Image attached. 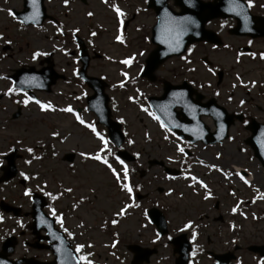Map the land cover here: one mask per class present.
<instances>
[{
  "label": "rangeland",
  "instance_id": "374dc122",
  "mask_svg": "<svg viewBox=\"0 0 264 264\" xmlns=\"http://www.w3.org/2000/svg\"><path fill=\"white\" fill-rule=\"evenodd\" d=\"M46 5L48 12L57 15L60 19L58 25L49 23V31L36 27L25 28L17 19L11 17L9 14L11 8L22 9V0H0V90H7L10 85L3 79L4 74L9 73L10 69L22 63L38 64L37 61L42 55L33 59V55L37 52L44 54L50 50L56 51L55 61L58 66L60 64V71L67 74V80L71 79L79 66L76 58L69 55L72 46L69 35H62V31L70 34L76 28L82 36L89 39L87 40L91 49L105 54V57L93 59L89 72L95 76L106 77L110 84L108 93L112 100L113 116L123 121L126 125L125 130L130 136L129 141H132V143L127 141L126 145L130 150L142 153L140 164L141 168L147 169V173L143 179L136 176L137 180L143 181L144 190L150 193L144 206L147 208L158 205L165 208L169 226L174 233L182 230L181 227L189 226L193 221L204 222V226L199 228L192 226L202 233L201 240L204 243L209 238L213 241L216 239L215 243L219 251L231 248L237 243L241 245L238 252L242 264H264V259L257 258L247 249L251 244L264 243V195L259 193L264 189V168L254 157L252 149L245 144L244 140L249 132L242 124L236 123L231 128L230 137L221 145L194 146L195 163L183 176L169 177L159 166H154L150 170L147 168L148 158L166 161V157L172 156L174 150L170 145L171 142L166 141L171 138L161 127L160 121L149 115V113L155 114L146 104L145 99L149 94H161L162 83L147 84V80L136 78L142 69L141 59L143 61L152 49L144 35L151 31L155 23L154 14L146 10L144 0H107V2L87 0L86 4L80 0H68L67 4L64 0H46ZM114 7H119L124 15L118 17ZM135 9L136 11L140 9L141 13L136 12V20L132 21L124 31L120 21L125 15L131 17ZM88 13L92 15L89 16ZM121 33L124 38L123 44L116 40V36ZM226 41L229 42L227 39ZM6 43L11 45V50L4 52L2 47ZM253 44L257 51L252 55L237 54L236 49L203 50L195 47L191 55L169 60L159 69L157 76L160 80L169 79L175 83L183 79L195 80L197 88L206 96H215L230 110L234 108L237 98L248 91L252 93L248 96L264 107V59L260 58L264 53V38L254 40ZM145 49L148 51H144ZM129 58L132 60L130 65L121 63ZM217 66L226 70L220 86L216 85ZM209 68L214 69V72H209ZM180 71H183V76L180 75ZM125 73L127 76L124 75ZM177 73L179 75H176ZM134 79L136 82H132ZM56 86V92L52 96L39 94L40 103L52 104L51 109L42 110L39 104L29 102L18 120H12L11 114L16 110L15 103L22 99L21 96H17L14 103L11 97L0 103V164L3 155L11 150V145H17L27 157L19 161L22 169L32 173L37 172L31 182L32 188L58 190L61 183L65 182L75 185L76 199L80 198L82 193L90 192L91 199L86 195L83 196L86 197L87 202L91 201V205L85 204L74 210L69 215V221L71 225L80 226L77 234L82 230L87 231L85 237L87 235L91 237L101 249L104 247V241L98 238L102 234L97 224L104 222L107 218L106 214L118 212L122 200L128 199L129 194L117 188L114 175L112 179L106 170L107 167L93 160L83 162L84 160L79 157L76 166L71 169L68 163L61 159L65 152L93 151L98 147L97 142L100 138L87 127L74 123L70 115L60 110L62 106L59 101L61 103L65 101L60 100L57 92L62 90L65 95L66 91L80 92L84 91V88L72 81L70 83L61 81ZM261 109L255 107L251 112L264 122V108ZM83 118L87 123L92 124L87 116ZM205 120L213 127L211 118ZM54 133L57 135H53ZM43 145H46L50 154L45 159H36L27 164L29 155L26 149L33 146L39 148ZM178 158H180L179 153ZM112 167L115 171L119 170L115 165ZM233 167H237V170ZM225 169L231 172L229 174L222 172ZM236 173L247 177L254 176L255 181L245 184ZM191 175L197 180H202L207 188L190 179ZM159 186L164 189L161 194L157 192ZM0 197L12 203L27 202V198L23 196V187L18 181L2 187ZM62 201L58 203L64 204V200ZM233 209H236L237 213L234 214ZM220 216L224 217L223 221L214 220V217ZM142 223H145V226H142ZM118 230L131 239L137 237L140 232L139 235L144 237L145 243L154 241V228L142 214L138 216L135 213L123 220L118 225ZM101 239L105 238L101 237ZM160 242L161 257L155 258L151 264H156V259L169 256L165 240ZM213 246L214 244H211V248ZM107 257L113 259L114 263L111 260H99L97 263L120 264L111 255H103L104 259ZM198 262L212 264V260L208 258ZM165 264H168V261H165Z\"/></svg>",
  "mask_w": 264,
  "mask_h": 264
},
{
  "label": "water",
  "instance_id": "95a60500",
  "mask_svg": "<svg viewBox=\"0 0 264 264\" xmlns=\"http://www.w3.org/2000/svg\"><path fill=\"white\" fill-rule=\"evenodd\" d=\"M39 1L40 0H37V4L33 6L31 3V0H28V4L30 5L31 9L36 11L40 5ZM178 3L180 4V2ZM150 5L155 7L157 14L159 16L158 18L160 19V21L158 20V23L155 26V30H154V33H155L154 40L158 43V47L152 52L151 57H150V61H151L150 69L151 70L149 72H152V70L156 69L168 56L172 54L181 53V51L186 46L187 42H191L197 39L196 36L192 35V30H194L193 24L196 22V20H198V18H200V15L196 10L192 8L191 9L184 8L181 14H177V13L175 14L170 10V8L168 7V5L166 4L164 0H151ZM217 8L219 10V6H217ZM186 13H189L188 18H186L185 16H182V14H186ZM186 19L192 21L193 23H186L185 22ZM166 20L175 21V23H177L180 27L186 29V31H184V35L180 34L178 37L180 43H179V49L176 51L172 50V48L175 47V43H174L175 35L173 34L171 37L169 36L167 32ZM202 20L203 18L201 19V22L199 23H202ZM199 23H196L198 27H199ZM262 32H264V30H262ZM186 35H189V36L186 37ZM174 92H175V89L168 86L164 96L166 97L167 95L172 93L171 96L175 99L176 97H175ZM158 99L160 100V98ZM171 108L173 109V107ZM173 120H176V119L173 118ZM185 121L189 122V120H185ZM195 123H197L200 126V122L198 121V119L195 121ZM218 127L221 129L220 122H218ZM252 130H253V136L249 139V141L255 147V149L257 150V153L259 154V156L264 162V127L260 128V125H254ZM253 248L257 249L256 247H253ZM263 253H264V249H263Z\"/></svg>",
  "mask_w": 264,
  "mask_h": 264
},
{
  "label": "snow or ice",
  "instance_id": "6c2138e0",
  "mask_svg": "<svg viewBox=\"0 0 264 264\" xmlns=\"http://www.w3.org/2000/svg\"><path fill=\"white\" fill-rule=\"evenodd\" d=\"M64 2H65V4H67V3H68V0H64ZM105 2H107V0H105ZM31 3H32L33 6H35V5L37 4V0H31ZM247 6H248L249 8L252 7V0H247ZM241 7H242V6H241L240 4H238V3L236 4V8H241ZM114 10H115V12H116V14H117L118 17L124 15L123 12L120 10L119 7H114ZM233 11H235V8L233 9ZM9 14H10V15H13V13H12L11 11L9 12ZM37 14H38V13L34 12V13H33V18H35V16H36ZM236 14H237V15H241L242 13H241L240 11H237ZM88 15L91 16L92 13H88ZM245 20H247V16H245ZM185 22H186V23H193L192 21L187 20V19L185 20ZM120 23H121V25H122V24H123V21L121 20ZM174 24H175V21H172V20H166L167 32H168L169 36L171 37V36L173 35V33H175V39H174L175 47L172 48V50H173V51H176V50L179 49V43H180L178 37H179V35L182 34V32L185 31L186 29H184V28H182V27H179V26H177V27H173ZM92 35H95V33H92ZM116 40L119 41L121 44L124 43V38H123L122 33H121V34H118V35L116 36ZM9 43H10V41H9ZM249 43H251V42H249ZM225 47H227V45H225ZM40 55H43V53H39V52L35 53V54L33 55V59H35L37 56H40ZM260 58H261V59H264V53L261 54V57H260ZM131 62H132L131 58H129V59H125V60L121 61V63H123V64H125V65H130ZM208 71H209V72H214V69L209 68ZM124 75L127 76L126 73H125ZM237 79H238V80L240 79L239 76L237 77ZM253 84H254V82H253ZM121 86H123V84H121ZM245 86H246V85H245ZM233 87H235V85H233ZM12 91H13V89H9V92H12ZM30 99H32V98H31V97H28V98L24 101V103L27 104L28 101H29ZM36 103L40 105V108H41L42 110H49V109L52 108V106H51L50 104H41L40 101H38V100L36 101ZM243 103H244V101H241V104H243ZM61 111H65V112L72 113V112H73V109H72L71 107H68V108H65V109H61ZM145 111H147V109H145ZM149 115H152V116H153V119H157V120H159V117H158V116H155V115H153L152 113H149ZM76 119L79 120V122H80L81 124H84V121H83L82 119H80V117H79L78 115L76 116ZM245 123H247V121H245ZM89 127H91V129H92V131H93L94 133L96 132L95 127H93V126H91V125H89ZM161 127H162V128H163V127H166V125H165L163 122H161ZM221 129H223V125H221ZM53 135H57V134L54 133ZM97 135L99 136L100 140L104 142L105 147H106V146H107V141H105V140H104V137H103V136H100L99 133H97ZM129 143H132V141H129ZM26 150H27L29 153H31V152L33 151L32 148H28V149H26ZM177 150L180 151L181 153L184 152V149H183V148H180L179 146H178ZM81 156H84V153H81ZM37 159H39V157H37ZM91 159L96 160V161H100L101 163L107 165L108 168L112 170L113 175L116 177V179H117L118 181L121 179V176H120L118 173H116V171H115L114 169H112V166L108 163V160H107L105 157H102L100 154H96V155L91 156ZM117 159L119 160V158H117ZM28 162H30V161H28ZM119 163H120L121 165H124V161H123V160H119ZM20 175H21L25 180H28V179H29V177L26 176L24 173H20ZM236 175L239 176V178H240L245 184L248 183V181L245 179V177H244L243 175H241L240 173H236ZM127 179H128V170H127V166L124 165V168H123V180L126 181ZM191 179H192L193 181H196L197 183H200V186H201V187H207V186L204 185L202 182L197 181V180H196V177L193 176V177H191ZM122 188H123V190L126 191L129 195H131L133 189H132V187H131L129 184L124 183V184L122 185ZM67 191H71V189H68ZM25 195H31L30 191H26V192H25ZM45 195H51V194H50V193H45ZM55 198H56V197H53V199H55ZM131 206H132V205H127V206H125V208H121V209L119 210V212L117 213V215H124V214H126V209H127V207H131ZM137 206H138V205H137ZM233 211H236V209H233ZM53 215L55 216V212H54V210H53ZM0 219H2V217H0ZM57 219H58V222H60V221H59V218H57ZM116 222H117V221H115V220L112 221L113 224H115ZM150 222H151V221H149V223H150ZM21 227H23V225H21ZM186 227H187V226H186ZM193 235L195 236V234H193ZM157 238H159V234H157ZM113 246H115V245H113ZM82 247H83V245L77 246V251L79 252L80 249H81ZM57 251H59V249H57ZM79 260L82 262V264H92V262H91L90 260H87V258H86L85 256H81V257L79 258Z\"/></svg>",
  "mask_w": 264,
  "mask_h": 264
},
{
  "label": "flooded vegetation",
  "instance_id": "af4514ba",
  "mask_svg": "<svg viewBox=\"0 0 264 264\" xmlns=\"http://www.w3.org/2000/svg\"><path fill=\"white\" fill-rule=\"evenodd\" d=\"M62 226H63V224H62Z\"/></svg>",
  "mask_w": 264,
  "mask_h": 264
}]
</instances>
